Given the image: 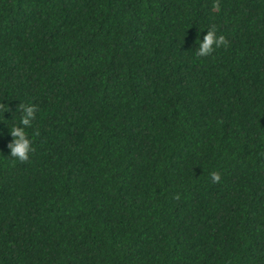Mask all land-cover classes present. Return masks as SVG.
<instances>
[{"label":"trees","instance_id":"trees-1","mask_svg":"<svg viewBox=\"0 0 264 264\" xmlns=\"http://www.w3.org/2000/svg\"><path fill=\"white\" fill-rule=\"evenodd\" d=\"M0 264H264V0H0Z\"/></svg>","mask_w":264,"mask_h":264},{"label":"clouds","instance_id":"clouds-1","mask_svg":"<svg viewBox=\"0 0 264 264\" xmlns=\"http://www.w3.org/2000/svg\"><path fill=\"white\" fill-rule=\"evenodd\" d=\"M226 45L227 40L225 36L223 34H217L214 28H209L203 35V39H199L195 55L198 57L208 56L215 49ZM19 107L21 111L20 121L19 124H14L9 130L12 139L7 145L8 149H10L7 156L19 161H25L33 151L32 140L26 133L25 126H29L35 118L36 106L34 104L20 103ZM210 175L213 182L220 179L217 172H211Z\"/></svg>","mask_w":264,"mask_h":264}]
</instances>
